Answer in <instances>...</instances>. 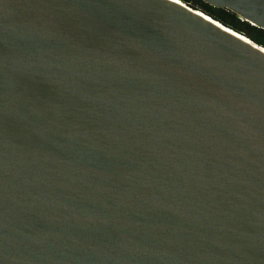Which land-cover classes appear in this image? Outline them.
Segmentation results:
<instances>
[{
  "label": "water",
  "instance_id": "95a60500",
  "mask_svg": "<svg viewBox=\"0 0 264 264\" xmlns=\"http://www.w3.org/2000/svg\"><path fill=\"white\" fill-rule=\"evenodd\" d=\"M186 4L0 0V264H264V45Z\"/></svg>",
  "mask_w": 264,
  "mask_h": 264
},
{
  "label": "trees",
  "instance_id": "16d2710c",
  "mask_svg": "<svg viewBox=\"0 0 264 264\" xmlns=\"http://www.w3.org/2000/svg\"><path fill=\"white\" fill-rule=\"evenodd\" d=\"M184 3L195 1L199 5V9L211 15L215 19L221 21L223 24L235 29L236 31L243 33L256 41L257 43L264 45V29L257 27L250 22L242 19L236 13L226 8L214 7L202 0H182Z\"/></svg>",
  "mask_w": 264,
  "mask_h": 264
},
{
  "label": "bare ground",
  "instance_id": "6f19581e",
  "mask_svg": "<svg viewBox=\"0 0 264 264\" xmlns=\"http://www.w3.org/2000/svg\"><path fill=\"white\" fill-rule=\"evenodd\" d=\"M175 1V0H174ZM177 1H180L181 3H184L182 0H177ZM186 4V3H184ZM188 5V4H186ZM198 11H200L201 13H203L204 15H206L208 17V19H212L214 21H216L219 25L223 26V27H226L228 29H230L231 31H234L235 33H237L238 35H240L241 37H243L246 41L248 42H251V43H254L256 44V42L254 40H252L250 37H248L247 35L243 34V33H240L238 31H236L235 29L223 24L222 22H220L219 20L215 19L214 17H212L211 15L207 14L206 12H203L202 10L198 9ZM264 48V47H263Z\"/></svg>",
  "mask_w": 264,
  "mask_h": 264
},
{
  "label": "rangeland",
  "instance_id": "374dc122",
  "mask_svg": "<svg viewBox=\"0 0 264 264\" xmlns=\"http://www.w3.org/2000/svg\"><path fill=\"white\" fill-rule=\"evenodd\" d=\"M190 6H192V7H194V8H198L199 9V5H197L196 3H195V1H191V2H189L188 3ZM201 10V9H200Z\"/></svg>",
  "mask_w": 264,
  "mask_h": 264
}]
</instances>
